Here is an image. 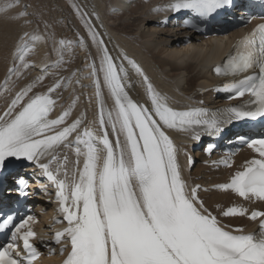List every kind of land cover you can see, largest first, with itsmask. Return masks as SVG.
Masks as SVG:
<instances>
[{"label":"snow or ice","instance_id":"1","mask_svg":"<svg viewBox=\"0 0 264 264\" xmlns=\"http://www.w3.org/2000/svg\"><path fill=\"white\" fill-rule=\"evenodd\" d=\"M231 7L233 0H174L168 5L175 13L190 12L200 22ZM26 9L19 17L30 24ZM89 32L99 52L86 65L88 74L75 82L91 78L99 105L98 130L85 125L82 117L69 122L71 106L49 118L61 98L60 90L72 83L59 74L68 63L65 51L71 53L83 45V38L75 43L61 39L59 47L53 48L57 60L45 65L43 75L33 83L17 91L0 114V175L14 162H28L54 186L55 202L67 226L51 239L57 245H70L63 264H264V211L249 212L233 205L220 212L223 217H246L256 223L252 232L223 224L200 199V186H190L184 179L177 147L166 134L172 129L200 142L205 136L219 139L234 123L264 122V23L242 37L234 53L214 69L226 81L217 91L232 93L229 99L245 95L249 99L216 110L172 108L143 70L128 61L142 78L150 107L134 101L127 90L133 86L129 70L109 54L98 32L91 27ZM42 40L44 35L22 33L14 55L19 64L8 69L9 80L20 76L21 69L36 67L27 57ZM79 71L71 76L78 77ZM48 75L58 78L46 92H34L36 84ZM102 85L113 101L107 110ZM237 139L257 156L235 171L229 182L216 187L246 201L264 202V136ZM69 147L76 156L71 173L67 155H60ZM215 148V143H208L205 151L211 154ZM189 163L194 161L189 158ZM222 163L231 167L229 159ZM14 183L18 194L27 197V179L17 175ZM32 219L27 216L16 223L13 214L0 213V232H9L8 241L0 245V264H34L40 253L30 242L36 237L27 227ZM18 240L23 242L22 250ZM60 251L63 253L64 247Z\"/></svg>","mask_w":264,"mask_h":264},{"label":"bare ground","instance_id":"2","mask_svg":"<svg viewBox=\"0 0 264 264\" xmlns=\"http://www.w3.org/2000/svg\"><path fill=\"white\" fill-rule=\"evenodd\" d=\"M138 3L132 8L133 2ZM174 0H0V83L12 63V55L19 35L23 32L41 34L45 40L38 42L33 51V58L27 59L35 68L28 69L26 74L32 77L33 83L37 76L43 75L41 69L57 60L53 51L54 46L63 39L74 43L83 38L85 43L74 47L69 53L65 51L64 59L68 61L59 71L60 76L69 77L71 84H65L61 91V98L57 106L50 113L49 118H56L65 109L71 106V120L82 117L88 125L98 116L99 105L95 96L91 78L81 79L76 84V79L86 76L89 69L87 64L96 58L98 47L92 43L89 28L100 34L109 54L117 63H123L129 70L130 83L133 85L129 95L134 101L145 107H150V100L142 83V78L135 72L128 61H134L149 78L155 90L167 97L169 106L176 110H187L193 107L214 108L220 106L219 102L210 100L208 96H197L198 91L209 89L215 84L210 77V70L229 51L235 38L240 33H232L225 38H209L202 40L195 36L189 37L185 43L186 32L174 28H161L158 24L159 17L169 15L168 5ZM16 3L17 7L8 8L9 4ZM30 14L26 19L30 24H25L19 17L21 9ZM130 6L131 9H123ZM122 8V15L117 12ZM6 9V11L4 10ZM159 9V11H157ZM89 21L90 24H86ZM89 53L92 56H89ZM127 57L125 59L124 57ZM98 62V60H97ZM79 69L78 77L71 73ZM54 71L49 69V72ZM25 74V75H26ZM58 77L45 76L44 80L36 84L34 92L44 93ZM83 85V86H82ZM103 98L106 110L113 107L110 92L102 85ZM203 100L200 105L199 101ZM73 101L75 104L73 106ZM83 126V125H82ZM166 134L174 141L178 151V163L182 175L188 184L189 171L187 170L183 150L190 151L197 141L183 132L168 129ZM114 139V137H112ZM199 158L200 153L196 152ZM193 175H203V168L197 166ZM211 174L204 175L200 181H208ZM225 195H206V204L222 202ZM42 210L39 237L45 241L50 239L52 230L49 228L51 221L59 218V210L55 205L39 203ZM247 223L239 221L236 225ZM51 226V225H50ZM64 256L55 255L51 259L41 260L37 264H62Z\"/></svg>","mask_w":264,"mask_h":264},{"label":"rangeland","instance_id":"3","mask_svg":"<svg viewBox=\"0 0 264 264\" xmlns=\"http://www.w3.org/2000/svg\"><path fill=\"white\" fill-rule=\"evenodd\" d=\"M130 9V8H129Z\"/></svg>","mask_w":264,"mask_h":264}]
</instances>
